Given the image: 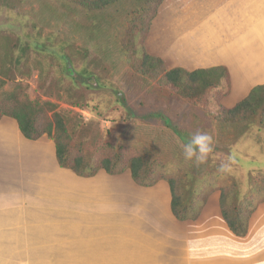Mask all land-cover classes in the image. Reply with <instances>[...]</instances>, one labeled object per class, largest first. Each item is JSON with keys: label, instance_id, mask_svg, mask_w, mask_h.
Returning a JSON list of instances; mask_svg holds the SVG:
<instances>
[{"label": "rangeland", "instance_id": "obj_1", "mask_svg": "<svg viewBox=\"0 0 264 264\" xmlns=\"http://www.w3.org/2000/svg\"><path fill=\"white\" fill-rule=\"evenodd\" d=\"M136 8L133 1L85 11L63 0H0L4 88L11 92L21 87L30 100L54 103L56 111L73 117L81 114L83 120L77 121L90 130L99 129L102 141L147 154L191 187L216 190L219 182L206 187L197 180H202L199 176L205 170L218 177L220 163L231 157L235 162L224 176L232 177L244 193L249 174L264 173V124L257 116L241 124L217 123L196 99H181L171 86L142 74V68L133 72L119 41ZM158 15L152 23L160 25L156 30L162 37L151 31L145 40L146 53L159 57L166 69L225 66L231 86L226 96L221 89L222 106L232 107L254 86L264 84V0H165ZM8 40L16 51L26 48L17 64L4 58ZM3 69L6 76L1 74ZM82 69L88 76H77ZM197 131L209 133L214 140L213 153L199 166L184 158L182 148ZM78 139L79 132L73 140ZM85 140V147L91 149L92 137ZM54 259H40V263L72 264ZM10 261L0 259V264Z\"/></svg>", "mask_w": 264, "mask_h": 264}, {"label": "crops", "instance_id": "obj_2", "mask_svg": "<svg viewBox=\"0 0 264 264\" xmlns=\"http://www.w3.org/2000/svg\"><path fill=\"white\" fill-rule=\"evenodd\" d=\"M170 202L164 180L139 186L128 170L79 177L59 167L50 138L28 140L15 120H0V259L13 260L5 264H264V202L243 237L228 229L216 192L195 220H177Z\"/></svg>", "mask_w": 264, "mask_h": 264}, {"label": "trees", "instance_id": "obj_3", "mask_svg": "<svg viewBox=\"0 0 264 264\" xmlns=\"http://www.w3.org/2000/svg\"><path fill=\"white\" fill-rule=\"evenodd\" d=\"M63 1L75 3L85 11L102 10L115 2H135L138 8L126 21L119 41L120 50L133 72L142 68V74L153 77L159 83H163L162 86H171L176 96L181 99L192 102L196 99L202 111L217 123L241 124L257 116L264 124V84L254 86L245 98L232 107H225L219 103L223 95L221 89L225 90L226 96L231 86L230 76L225 66L205 68L189 63L194 66L191 70L183 66L166 69L159 57L146 53L145 40L149 33L152 31L161 35L160 38L162 37L160 30H156L160 29V25L152 22L157 16L160 18L158 14L165 0ZM9 44L8 40L4 58L10 64H17L25 55L26 48L20 46L21 48L18 47L16 51V46ZM69 63L72 64L70 59ZM4 69L1 70V74L6 76L7 72ZM80 72V75H76L81 78L88 76L87 69H82ZM97 79L99 84L100 79ZM4 85L5 80L0 77V120L3 117L15 120L21 135L28 140L35 141L42 136L50 138L55 146V158L59 167L68 169L79 177L90 178L100 170L109 175H119L128 170L132 180L139 186L150 187L164 180L168 183L171 193V213L180 221L197 219L210 195L218 190L221 216L228 229L238 237L246 235L249 218L256 207L264 202V173L249 174L248 189L244 193L239 192L238 184L232 177H225L221 172L218 173V177L217 175L214 177L207 170L199 176L202 180L197 182L207 185L206 187L219 182V187L209 191L203 187H191L189 183H186L185 178L166 173L164 166L152 161L147 154L130 152L128 149L102 141L99 129L90 130L83 122L77 121V119L83 120L81 114L78 113L76 117H73L67 112L56 111V104L30 100L21 87L9 92ZM118 98V102L121 103L122 99L120 96ZM77 132L80 133V139L76 141L73 138ZM88 137H92L91 149L85 147L84 142ZM197 182L195 180L194 184ZM185 187L186 192H183Z\"/></svg>", "mask_w": 264, "mask_h": 264}, {"label": "clouds", "instance_id": "obj_4", "mask_svg": "<svg viewBox=\"0 0 264 264\" xmlns=\"http://www.w3.org/2000/svg\"><path fill=\"white\" fill-rule=\"evenodd\" d=\"M183 155L186 160L194 161L199 166L208 161L210 154L214 151V140L212 135L204 131H197L190 136L187 143L182 145ZM235 161L229 157L222 161L218 171L221 173L229 172L231 164Z\"/></svg>", "mask_w": 264, "mask_h": 264}]
</instances>
